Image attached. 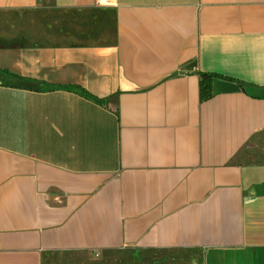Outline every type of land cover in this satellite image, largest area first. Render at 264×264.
<instances>
[{"label":"crops","instance_id":"0c3cea01","mask_svg":"<svg viewBox=\"0 0 264 264\" xmlns=\"http://www.w3.org/2000/svg\"><path fill=\"white\" fill-rule=\"evenodd\" d=\"M120 248L264 264V0H0V264Z\"/></svg>","mask_w":264,"mask_h":264},{"label":"rangeland","instance_id":"374dc122","mask_svg":"<svg viewBox=\"0 0 264 264\" xmlns=\"http://www.w3.org/2000/svg\"><path fill=\"white\" fill-rule=\"evenodd\" d=\"M190 256L167 251L142 252L120 248L100 254L74 253L48 257L47 264H190Z\"/></svg>","mask_w":264,"mask_h":264},{"label":"trees","instance_id":"16d2710c","mask_svg":"<svg viewBox=\"0 0 264 264\" xmlns=\"http://www.w3.org/2000/svg\"><path fill=\"white\" fill-rule=\"evenodd\" d=\"M11 75V74H10ZM210 75H203V78L201 79V82H200V97L201 99H207L209 97H211L212 93H211V81H210ZM67 89L71 90V91H75L77 92L78 94L88 98V99H91L95 102H98V103H104V99H99L91 94H89L87 91L81 89V88H78V87H66Z\"/></svg>","mask_w":264,"mask_h":264},{"label":"built area","instance_id":"2783aa9c","mask_svg":"<svg viewBox=\"0 0 264 264\" xmlns=\"http://www.w3.org/2000/svg\"><path fill=\"white\" fill-rule=\"evenodd\" d=\"M98 4L99 5H106L107 4V0H98Z\"/></svg>","mask_w":264,"mask_h":264}]
</instances>
